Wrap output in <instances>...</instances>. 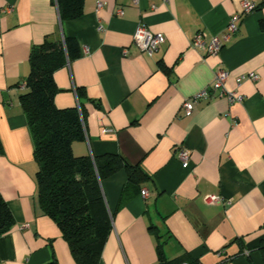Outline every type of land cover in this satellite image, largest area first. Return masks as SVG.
<instances>
[{"label":"crops","instance_id":"obj_1","mask_svg":"<svg viewBox=\"0 0 264 264\" xmlns=\"http://www.w3.org/2000/svg\"><path fill=\"white\" fill-rule=\"evenodd\" d=\"M241 1L85 0L80 18L61 22L56 0H0V192L15 219L0 236V264H76L41 207L20 100L33 46L62 35L82 50L55 72L59 108L85 93L86 137L74 142L75 154H121L151 177L142 187L149 197L140 192L122 205L126 171L104 180L113 229L100 264H155L160 243L180 263L264 264V0L248 14ZM237 13L217 55L192 45L199 32L208 41L221 35ZM139 23L166 37L153 55L133 41ZM221 69L226 89L242 99L204 98L184 115L183 102ZM250 73L259 78L238 84ZM179 146L190 151L188 165ZM207 194L223 201L207 203Z\"/></svg>","mask_w":264,"mask_h":264},{"label":"trees","instance_id":"obj_2","mask_svg":"<svg viewBox=\"0 0 264 264\" xmlns=\"http://www.w3.org/2000/svg\"><path fill=\"white\" fill-rule=\"evenodd\" d=\"M56 1L61 22L78 19L84 13L85 0ZM81 55L79 41L67 35L46 37L34 45L29 57L30 72L20 83L25 84L20 100L34 142L36 182L44 214L59 226L76 264H100L113 229L104 180L122 169L126 171L128 180L120 198L122 205L140 193L151 177L121 154H75L74 142L86 137L85 93L79 90L77 106L59 108L55 103L59 91L55 72ZM14 225L13 213L0 192V236ZM150 229L156 227L151 225ZM155 264L180 261L168 259L160 243Z\"/></svg>","mask_w":264,"mask_h":264},{"label":"built area","instance_id":"obj_3","mask_svg":"<svg viewBox=\"0 0 264 264\" xmlns=\"http://www.w3.org/2000/svg\"><path fill=\"white\" fill-rule=\"evenodd\" d=\"M134 3H137L138 0H133ZM242 12L241 14H248L257 8V3L253 0H242L241 1ZM101 7V3H99ZM5 10H12L10 7L5 8ZM120 14H123V10H119ZM241 14H234L229 23L221 35H214L209 41L206 39V34L199 32L195 35L192 45L194 47L205 49L208 55H217L220 50L225 45L226 41L229 39L232 32L237 29V21L241 18ZM99 29H102V25H99ZM166 40V37L162 33H155L151 31L145 24L139 23L136 27V30L133 34V41L136 45L143 51L147 52L149 55H153L158 51L159 46ZM85 53L89 52V48L85 47ZM127 52L126 50L124 51ZM228 76V71L221 69L210 87L198 92L191 98L186 99L183 102L182 109L183 114L189 116L193 113L195 105L204 98H213L214 96H227L230 102L240 101L242 96L237 94L235 91H229L225 87V81ZM245 78L258 79L259 75L256 73H250L249 75H241L238 77L237 82L240 84ZM23 87L25 84L22 85ZM218 93V94H216ZM177 156L184 165H188L190 160V151L184 146H179L177 148ZM141 194L143 197H149V190L143 188L141 189ZM205 201L207 203H216L223 201V197L219 194H207L205 195ZM180 264H190L188 262H183Z\"/></svg>","mask_w":264,"mask_h":264}]
</instances>
